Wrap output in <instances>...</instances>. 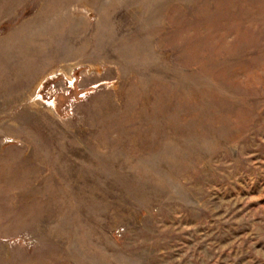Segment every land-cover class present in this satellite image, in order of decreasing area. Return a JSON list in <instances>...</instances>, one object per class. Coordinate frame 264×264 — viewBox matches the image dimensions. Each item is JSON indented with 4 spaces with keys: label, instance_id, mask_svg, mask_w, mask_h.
I'll use <instances>...</instances> for the list:
<instances>
[{
    "label": "rangeland",
    "instance_id": "obj_1",
    "mask_svg": "<svg viewBox=\"0 0 264 264\" xmlns=\"http://www.w3.org/2000/svg\"><path fill=\"white\" fill-rule=\"evenodd\" d=\"M0 264H264V0H0Z\"/></svg>",
    "mask_w": 264,
    "mask_h": 264
}]
</instances>
